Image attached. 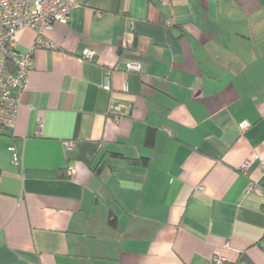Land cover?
<instances>
[{"label": "crops", "instance_id": "crops-1", "mask_svg": "<svg viewBox=\"0 0 264 264\" xmlns=\"http://www.w3.org/2000/svg\"><path fill=\"white\" fill-rule=\"evenodd\" d=\"M45 36L0 132V264H264V192L247 191L264 183V0H77Z\"/></svg>", "mask_w": 264, "mask_h": 264}, {"label": "built area", "instance_id": "built-area-1", "mask_svg": "<svg viewBox=\"0 0 264 264\" xmlns=\"http://www.w3.org/2000/svg\"><path fill=\"white\" fill-rule=\"evenodd\" d=\"M172 1L160 0L163 5H170ZM76 2L77 0H0V132L3 128H11L15 125L20 100L13 90L26 87L28 71L33 64L34 50L55 48L54 43L45 36V32L51 29L54 23L64 22ZM23 29L34 32V43L27 51L17 52L16 35ZM93 53L92 49H86L82 59H90ZM128 67L139 69L136 62H129ZM103 86L107 90L110 89V80L107 76ZM108 112L115 118L119 115L112 101ZM245 127V123L241 124V128ZM65 145L71 147L72 142H66ZM13 162L19 163L15 153ZM246 166L244 164L243 168ZM69 173L72 174V170ZM247 191L263 193L264 183L250 184ZM211 264H226V259L216 252L211 258Z\"/></svg>", "mask_w": 264, "mask_h": 264}, {"label": "trees", "instance_id": "trees-1", "mask_svg": "<svg viewBox=\"0 0 264 264\" xmlns=\"http://www.w3.org/2000/svg\"><path fill=\"white\" fill-rule=\"evenodd\" d=\"M153 141H154V129L152 127H150V128H148L147 133H146L145 143L150 146L153 144ZM118 155L120 156L121 154L109 152L108 154H105L103 156L101 163L103 165L107 164L110 157L118 156ZM127 160L130 164H136V165H143L144 166V165H147V163H148L147 157H140V158H135V159L129 158Z\"/></svg>", "mask_w": 264, "mask_h": 264}]
</instances>
